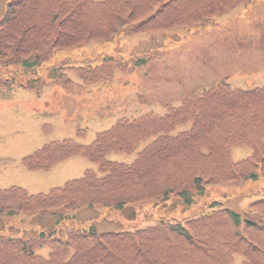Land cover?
I'll use <instances>...</instances> for the list:
<instances>
[{
	"label": "trees",
	"instance_id": "16d2710c",
	"mask_svg": "<svg viewBox=\"0 0 264 264\" xmlns=\"http://www.w3.org/2000/svg\"><path fill=\"white\" fill-rule=\"evenodd\" d=\"M253 1L16 0L0 21V66L35 69L59 50L121 35L203 28ZM147 60L109 56L100 66L85 67L91 59L76 65L66 57L49 71L52 83L76 93L82 86L73 84L65 68L76 70L89 85L110 82L117 70ZM244 144L251 155L233 161L231 148ZM113 153H135L136 158L131 163L112 160ZM78 155L98 170L89 169L48 193L30 194L19 186L0 189V215H52L66 233L64 238L57 229L28 238L0 235V264H264V196L251 204L250 213L214 201L210 214L185 222L161 220L133 231L66 224L82 209L157 206L174 196L192 205L209 185L257 180L264 175V86L241 90L220 84L193 94L164 116L121 120L89 145L73 139L50 143L23 163L31 171L49 170ZM45 246L47 256L39 253Z\"/></svg>",
	"mask_w": 264,
	"mask_h": 264
},
{
	"label": "rangeland",
	"instance_id": "374dc122",
	"mask_svg": "<svg viewBox=\"0 0 264 264\" xmlns=\"http://www.w3.org/2000/svg\"><path fill=\"white\" fill-rule=\"evenodd\" d=\"M11 1L14 0H0V20ZM179 29L144 32L59 50L51 60L36 68L39 76L32 72L35 69L10 66L14 74L18 73L17 83L39 84L42 91L38 94L36 89L0 85V189L16 185L30 193H48L80 178L87 169H98L96 163L76 156L48 171L27 170L22 158L51 141L74 138L82 144H91L97 132L110 128L120 118L132 121L151 112L167 113L168 104L178 106L191 93L221 82L243 89L264 85V0L241 5L198 32L195 31L199 28L195 27ZM152 51L164 55L154 56L148 65L135 72L119 73L118 76H124L113 84L89 85L81 90V95L69 94L63 87L50 84L52 75L48 68L66 57L81 65L84 59L102 61L101 55L131 59ZM79 129L85 130L86 135L78 136ZM250 154L248 146L232 150L234 160ZM135 157L124 153L109 155L112 160L126 163L133 162ZM262 196L264 176L238 185L208 186L192 205L173 198L167 206L159 204L152 211L154 214L150 213L152 208L137 205L123 210L82 209L72 213L75 218L66 224L93 223L99 231L135 230L161 220L183 221L211 213L213 200H221L225 206L240 212H250L251 202ZM173 201L176 208L169 207ZM179 212V218H173ZM48 229H57L59 237L66 236L65 227L58 225L53 216L19 214L11 220L0 216V235L6 237L25 238ZM48 252V246L39 250L43 256Z\"/></svg>",
	"mask_w": 264,
	"mask_h": 264
}]
</instances>
